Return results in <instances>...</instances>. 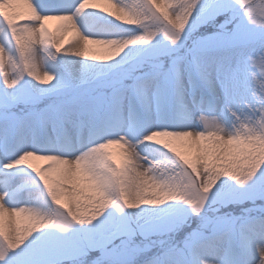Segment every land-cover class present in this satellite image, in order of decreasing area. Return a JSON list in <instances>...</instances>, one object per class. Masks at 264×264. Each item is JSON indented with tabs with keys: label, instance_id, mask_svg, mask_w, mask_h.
Wrapping results in <instances>:
<instances>
[{
	"label": "snow or ice",
	"instance_id": "obj_1",
	"mask_svg": "<svg viewBox=\"0 0 264 264\" xmlns=\"http://www.w3.org/2000/svg\"><path fill=\"white\" fill-rule=\"evenodd\" d=\"M0 264H264V0H0Z\"/></svg>",
	"mask_w": 264,
	"mask_h": 264
},
{
	"label": "bare ground",
	"instance_id": "obj_2",
	"mask_svg": "<svg viewBox=\"0 0 264 264\" xmlns=\"http://www.w3.org/2000/svg\"><path fill=\"white\" fill-rule=\"evenodd\" d=\"M22 11L24 10V9H21ZM57 21H50V22H48V27L49 28H51V29H55V27H56V25H57ZM115 151H119V147L117 146V148H116V150ZM38 164L39 163H43L42 161H36Z\"/></svg>",
	"mask_w": 264,
	"mask_h": 264
},
{
	"label": "rangeland",
	"instance_id": "obj_3",
	"mask_svg": "<svg viewBox=\"0 0 264 264\" xmlns=\"http://www.w3.org/2000/svg\"><path fill=\"white\" fill-rule=\"evenodd\" d=\"M116 148H117V146H113V150L115 151L116 150ZM37 163V162H36Z\"/></svg>",
	"mask_w": 264,
	"mask_h": 264
}]
</instances>
